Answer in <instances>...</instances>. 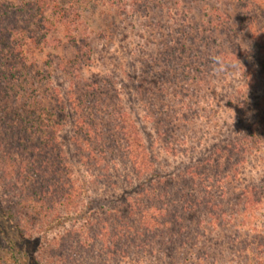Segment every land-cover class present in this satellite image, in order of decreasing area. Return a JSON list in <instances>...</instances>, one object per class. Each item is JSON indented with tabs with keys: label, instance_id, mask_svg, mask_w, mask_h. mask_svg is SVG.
Returning a JSON list of instances; mask_svg holds the SVG:
<instances>
[{
	"label": "rangeland",
	"instance_id": "obj_1",
	"mask_svg": "<svg viewBox=\"0 0 264 264\" xmlns=\"http://www.w3.org/2000/svg\"><path fill=\"white\" fill-rule=\"evenodd\" d=\"M3 38L22 53L9 85L0 77V119L7 107L45 111L78 195L41 211L13 176L3 181L16 153L0 124V264H93L80 235L110 201L98 177L124 164L129 135L164 170L190 165L223 182H211L218 208L189 213L171 245L153 231L121 264H264V0H0V76ZM79 117L107 170L79 161L69 142Z\"/></svg>",
	"mask_w": 264,
	"mask_h": 264
},
{
	"label": "trees",
	"instance_id": "obj_2",
	"mask_svg": "<svg viewBox=\"0 0 264 264\" xmlns=\"http://www.w3.org/2000/svg\"><path fill=\"white\" fill-rule=\"evenodd\" d=\"M11 37L17 38L12 31ZM5 40L3 38V75L0 76L3 77V86L11 82L9 71L22 53L13 46L17 40L11 39L10 46L5 45ZM65 101L68 106L78 108L73 95L67 96ZM43 112L7 107L0 124H3V147L16 153L14 161L7 165L3 162V181L13 176L18 181L15 184L19 191L33 201L34 206L46 211L50 205L64 204L68 207L72 204L71 196L78 195V187H74L69 177H62L69 173L71 166V163H66L63 168L62 158L68 149L67 143L65 139L60 140L59 127L52 125L53 131L49 133L50 121L45 119ZM83 124L80 117L73 122L69 142H75L79 161L84 162L87 168L107 170L110 162L102 159L104 155L100 150L85 149L84 146L88 144H83L82 139L88 135V130ZM130 136L127 137L130 142H127L129 157L119 167L112 163L116 179L107 177L105 173L98 177L105 178V184L113 192L110 193V201L106 206L104 203L98 205L103 212L91 223L87 221L80 235L83 252L94 255L91 259L93 264H109L111 260L121 264L133 251L150 248L158 240L160 235L153 231L161 233L167 230L171 245L174 242L173 234L182 232L185 223L193 221V214L188 216L189 213H195L203 206H208L207 210L210 211L221 203L213 200L211 182L219 187L223 182L222 177L216 181L212 176L200 177V174H196L197 170L193 172V169H189L190 165L184 171L176 168L177 173H170L164 170L166 165L156 164L150 147L148 152L143 146L140 149L139 140ZM130 145L133 150H130ZM86 150L89 151L84 154ZM210 164L207 160L206 165ZM187 186H190L189 192ZM195 187L199 190L195 191ZM200 189L203 190L202 195ZM221 195L219 193V197ZM24 231L25 227L21 232Z\"/></svg>",
	"mask_w": 264,
	"mask_h": 264
}]
</instances>
